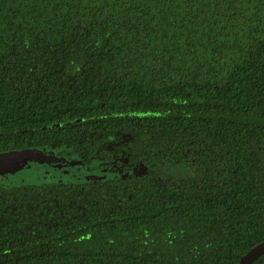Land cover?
Returning <instances> with one entry per match:
<instances>
[{
    "label": "trees",
    "instance_id": "trees-1",
    "mask_svg": "<svg viewBox=\"0 0 264 264\" xmlns=\"http://www.w3.org/2000/svg\"><path fill=\"white\" fill-rule=\"evenodd\" d=\"M31 148L76 173L0 187V264H238L264 242V0H0V153Z\"/></svg>",
    "mask_w": 264,
    "mask_h": 264
},
{
    "label": "water",
    "instance_id": "water-1",
    "mask_svg": "<svg viewBox=\"0 0 264 264\" xmlns=\"http://www.w3.org/2000/svg\"><path fill=\"white\" fill-rule=\"evenodd\" d=\"M66 162L65 159L54 157L44 149L31 148L19 151L0 153V178L15 174L22 170L24 165L31 167L40 164H55ZM87 180H99L100 177L88 176ZM264 255V242L258 244L246 253L238 264H253Z\"/></svg>",
    "mask_w": 264,
    "mask_h": 264
},
{
    "label": "rangeland",
    "instance_id": "rangeland-1",
    "mask_svg": "<svg viewBox=\"0 0 264 264\" xmlns=\"http://www.w3.org/2000/svg\"><path fill=\"white\" fill-rule=\"evenodd\" d=\"M45 151L53 156L59 158L61 157V154L59 152L58 153L60 155L56 152L48 151L46 149ZM63 163H59L57 166H41L40 164L28 167L24 165L21 171L0 178V187L64 182L68 177H71L72 174H75L76 172H74L75 169L72 168V165L74 166L75 163H69L68 161L64 164ZM109 170V168H106L103 171L108 173ZM87 172L88 174L86 175V177H97L95 174L96 170H94L93 168H87Z\"/></svg>",
    "mask_w": 264,
    "mask_h": 264
},
{
    "label": "flooded vegetation",
    "instance_id": "flooded-vegetation-1",
    "mask_svg": "<svg viewBox=\"0 0 264 264\" xmlns=\"http://www.w3.org/2000/svg\"><path fill=\"white\" fill-rule=\"evenodd\" d=\"M53 152H56V153L59 152V153L61 154V157H60V158L65 159L66 162L68 161V160L66 159L64 153H61L60 151H55V150H54ZM59 153H58V154H59ZM48 154H49V153H48ZM60 154H59V155H60ZM50 155H51V154H50ZM52 156H53V155H52ZM54 157H56V156H54ZM58 158H59V157H58ZM71 159H73V158H71ZM64 163H65V162H64ZM64 163H63V164H64ZM58 164H59V163H55V164H41V166H45V165H49V166H50V165H51V166H57ZM60 164H61V163H60ZM65 173H68V172H65Z\"/></svg>",
    "mask_w": 264,
    "mask_h": 264
}]
</instances>
